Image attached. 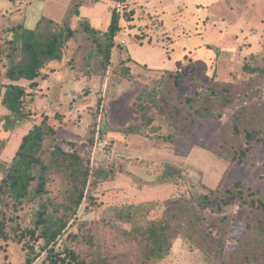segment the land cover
I'll return each mask as SVG.
<instances>
[{
	"label": "rangeland",
	"instance_id": "1",
	"mask_svg": "<svg viewBox=\"0 0 264 264\" xmlns=\"http://www.w3.org/2000/svg\"><path fill=\"white\" fill-rule=\"evenodd\" d=\"M86 1L95 6L82 9L81 15L92 16V26L105 30L102 32L108 30L111 14L118 13L120 17L122 31L115 37L111 63L103 76L96 74L103 57L83 32L80 26L83 21L73 25ZM50 3L47 16L54 19L50 30L60 31L67 25L77 29L65 50L66 70L58 71L60 78L50 89L27 86L31 93L28 108L32 122L17 134L5 132L0 123V145L7 142L0 160L11 163L18 139L32 125L47 119L65 148L73 147L90 159L92 172L104 168L106 173L102 176L115 174L112 181L91 188L93 203L88 207L84 201L57 248L73 233L80 238L72 247L83 257L89 255V261L96 255L88 252V241L100 247L104 255L124 259L122 254L133 252L135 258L137 246L121 237L124 229H132L130 225L113 219L107 226L92 228L81 223L106 221L117 209L146 201L162 206L157 211L160 216L168 210L164 208L167 201L188 200L198 205L201 197L209 194L205 187L216 189L221 184L211 203L201 207L210 233L205 237L209 250H204L201 242L187 238V225L176 222L173 227L180 233L162 264H229L232 258L223 255L225 244L236 252L233 259L239 262L234 264H247V253L249 261L254 254L264 255V83L257 74L243 70L245 64L257 65L251 59L253 54L263 56L264 61V26L260 21L264 0H51ZM91 53L94 56L88 57ZM97 62L99 67L95 66ZM90 72L96 75L91 76ZM78 74L83 78V87L72 88L66 79ZM214 79L230 87L233 103L227 109L234 110L229 113L226 108H218L222 114L218 119L203 120L189 109L186 99L201 92ZM144 89L156 93L155 103L149 104L155 121L144 132L148 138L118 134L120 128L140 120L133 102ZM240 110L245 113L246 124L240 123L238 142V130L230 117ZM5 114L0 107V118ZM246 129L250 139L246 138ZM170 136L176 139L175 143L169 142ZM249 146L250 152L243 161L225 159ZM167 165L181 169L183 175L171 184L158 185ZM1 178L0 175V181ZM50 191L51 197L62 199L60 179H54ZM34 206L25 205L20 212L28 224ZM44 259L45 255L34 264H48ZM25 262L22 245L0 240V264Z\"/></svg>",
	"mask_w": 264,
	"mask_h": 264
},
{
	"label": "trees",
	"instance_id": "2",
	"mask_svg": "<svg viewBox=\"0 0 264 264\" xmlns=\"http://www.w3.org/2000/svg\"><path fill=\"white\" fill-rule=\"evenodd\" d=\"M119 20V14L114 13L106 32L94 28L88 21L80 23L83 32L92 39L98 55L103 57L102 63L100 62V71L96 74L105 75L111 63L115 37L122 30ZM76 30L70 25L60 31L50 30L46 19H43L35 30L26 29L23 24H18L4 32L0 31V107L6 112L0 118V123L5 132L15 134L24 132L26 125L31 124L32 114L28 108L31 93H28L27 86H36L38 79L44 80L53 71V64L64 62L66 47L76 35ZM94 54L91 53L88 57ZM251 59L257 65L251 67L245 64L243 70L251 75L257 74L263 84V56L253 54ZM95 66L99 67V63L97 62ZM89 74L96 75L91 72ZM215 79L201 92L193 96L189 95L186 99L189 109L200 119H218L222 115L218 108H226L225 111L229 113L234 110L227 109L233 103L230 87ZM155 96L154 90L141 91L133 102L139 112L140 120L120 128L117 132L128 137L140 135L148 138L144 132L155 121V117L150 114L152 105H149L155 103ZM230 118L238 130L235 132L238 134L236 140L239 142L242 130L240 123L246 124L245 113L242 110L236 111ZM246 131V138L250 139L251 135L247 129ZM15 137L17 138L16 135ZM167 138L169 142H176L172 136ZM17 142L16 153L11 163L0 160L2 177L0 181V240H12L22 245L26 252L25 264H34L43 255H45L43 262L48 264H162L171 253L175 237L180 233L173 227L176 222L187 225V238L196 243L201 242L204 250L208 249L205 237H208L210 233L205 226L201 207L211 203V197L218 194L221 184L216 189L204 186L209 194L202 196L201 203L198 205L188 200L167 201L164 208L168 210L160 216L157 211L162 206L158 205L159 203L146 201L117 209L115 215L106 221L100 219V221L81 223L83 226L92 228L100 224L107 226L113 219L130 225L132 229H124L121 237L131 246H137L138 254L135 258H133V252L122 254L124 259H119V256L104 255L100 247L96 248L88 241L86 243L88 245L84 242L90 248L88 252L91 251L96 255L89 261V255L88 258L83 257L72 247L80 238L79 234L73 233L58 249L59 239L64 236L69 222L84 201L88 202V207L93 203L94 198L90 195L91 188L96 187L100 182L112 181L115 174L109 172L108 175L102 176L106 173L104 168H96L92 172L90 159L85 158L73 147L65 148L62 142L56 139V131L47 119L41 124L32 125ZM6 148L7 142L0 145V156ZM250 148L251 146L246 150H237L234 155L225 159L234 158L241 162L250 152ZM182 175L181 169L174 165H167L164 174L158 179V185L171 184ZM54 179L61 180L63 186L61 200L51 197L50 184ZM134 179L137 178L134 177ZM31 204L35 206L31 209L32 220L28 224L26 217H22L20 212L25 205ZM88 207L87 211H89ZM188 212L192 213L191 216L185 217L184 213ZM94 247L96 251L93 250ZM231 249L233 248L225 244L223 255L232 258L229 264H234L239 260L233 259L236 252ZM263 257L264 255L258 257L254 254V259L249 261V253H247L245 260L247 264H264L261 263Z\"/></svg>",
	"mask_w": 264,
	"mask_h": 264
},
{
	"label": "crops",
	"instance_id": "3",
	"mask_svg": "<svg viewBox=\"0 0 264 264\" xmlns=\"http://www.w3.org/2000/svg\"><path fill=\"white\" fill-rule=\"evenodd\" d=\"M50 2H51V0H25L24 3L21 0H0V31L4 32L5 30H7L11 27H14L15 25H18V24H23L26 29L35 30L43 19H46V23L48 26L54 24V19L52 17H50V15L47 16V9L51 5ZM87 3L88 2L86 1V3L83 4V6L81 7L80 12H79L80 14L78 16H76V19L75 18L73 19V25L74 26L78 22H81V21H88L92 25V23H93L92 19H91L92 16H82L81 15L82 9L95 6V5L91 6ZM201 4L203 6L205 5L203 3H201ZM145 6H148V5H145ZM56 10H58V9H56ZM56 10H54V11H56ZM109 12H111L110 9H109ZM80 15L82 17H79ZM112 16H113V14H111V20H112ZM48 17H50V18L47 19ZM161 21H163V20H161ZM260 21L263 23V26H264V13H263V15H261ZM163 24H164V27L163 26L162 27L166 29L165 22ZM109 26H108V28H109ZM226 29L229 30L228 27ZM231 30H229L228 32H231ZM101 31H105V30H101ZM169 38H171V37H169ZM172 42H174V40H172ZM129 53L131 54L130 51H129ZM130 56L134 62L140 64V62H137L135 59H133L132 55H130ZM141 65L147 66L146 64H142V63H141ZM52 66H53V71L50 72L44 80L38 79L37 80L38 83L36 86H40L42 89H44L46 87L50 89V88H52L51 87L52 83L59 80L60 77H58V74H59L58 71H60V70L62 71L65 69V67H64L65 63L63 62L62 64H53ZM147 68H150V67L147 66ZM66 81H67V84H71L72 88L83 87L82 84H84L83 78L79 74L76 75L74 78L67 77ZM92 82L94 83V80ZM118 134H121V133H118ZM132 137L133 136H129L128 138H132Z\"/></svg>",
	"mask_w": 264,
	"mask_h": 264
},
{
	"label": "built area",
	"instance_id": "4",
	"mask_svg": "<svg viewBox=\"0 0 264 264\" xmlns=\"http://www.w3.org/2000/svg\"><path fill=\"white\" fill-rule=\"evenodd\" d=\"M23 3L25 2V0H21Z\"/></svg>",
	"mask_w": 264,
	"mask_h": 264
}]
</instances>
